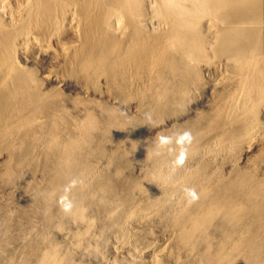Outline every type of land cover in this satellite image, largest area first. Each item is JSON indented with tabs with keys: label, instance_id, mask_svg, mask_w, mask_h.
<instances>
[{
	"label": "bare ground",
	"instance_id": "1",
	"mask_svg": "<svg viewBox=\"0 0 264 264\" xmlns=\"http://www.w3.org/2000/svg\"><path fill=\"white\" fill-rule=\"evenodd\" d=\"M184 109L190 121L174 128ZM150 120L153 133L171 130L140 151L152 179L130 186L133 197L150 210L169 204L178 243L192 253L202 243L207 264H264V0H0L6 180L47 172L49 189L86 185L95 130L127 137ZM49 248L31 263H56ZM152 252L156 264L162 250Z\"/></svg>",
	"mask_w": 264,
	"mask_h": 264
},
{
	"label": "rangeland",
	"instance_id": "2",
	"mask_svg": "<svg viewBox=\"0 0 264 264\" xmlns=\"http://www.w3.org/2000/svg\"><path fill=\"white\" fill-rule=\"evenodd\" d=\"M184 112L188 113L184 109L180 114L183 115ZM124 116L122 117L125 120L133 118L134 121L136 118L127 113ZM181 118H176V122L173 124L174 128L183 127L186 122L190 121L188 118H182V120ZM75 122L79 123L78 121ZM150 122L153 125L154 121L151 120L137 123L140 126L134 123L136 126L133 127L134 124H132L133 126L131 125L132 128H130L133 132L132 130L129 131L132 135L128 133L127 137L126 135L114 136L115 138L110 136L112 138L107 137L109 140L101 137V133H105L106 123L104 122L105 125L101 124L104 126L102 127L104 131L101 127H97L101 132L95 130L93 142L88 145L86 143V147L90 150L93 147V149L96 148L94 150L96 157H98L96 168L94 167V171L84 172L83 178L86 185H79L78 179H76L78 188L74 184L75 179L72 182L75 188L69 190L68 188L72 186V183L70 187L67 185L68 188L66 189L65 184H62L63 186L60 184L58 187L60 191L58 188L53 190L51 183L52 188L50 187V189L54 191L53 193L48 188L50 186L48 184L52 181H50L51 176L47 172L46 174L45 172L37 173L33 180H30L31 182H26L23 178L9 181L2 175L3 171L0 169V264H32L39 252L50 249L49 245L56 248L55 251L58 252L56 253L59 260L54 264H152L154 261L153 246H158L162 250L157 257L156 264H207L202 259V243L198 247L196 246L197 249L193 250V253L178 243L177 230L168 216L169 204L153 207L154 209L150 210L145 207L146 204L143 202L142 199L144 198L141 194L133 197L134 195L130 192V186L137 185L140 180L143 182V187L149 188L152 177L149 174V161L147 156L143 154V150L154 147L157 144V138L164 136L166 131L171 130L168 127L163 128L164 130L160 129L157 134L153 133ZM76 123L71 125L73 131L71 133L74 136L75 134L76 136L79 135L76 130L80 124ZM133 128H136V131ZM123 138L131 140L126 141L127 139L123 140ZM62 139L60 141L64 140ZM65 143L67 142H58L61 147ZM130 144L134 147L132 153L130 152L132 155L123 150ZM141 150L143 153L140 152ZM111 156L113 159L110 158ZM195 161L192 159L190 162L193 163H189L194 165ZM0 167L2 168V165ZM118 167L121 171H117ZM98 169H102L101 174ZM96 171L101 177L104 175L102 179L99 178V174V177H96ZM105 174L109 175L111 181L116 184H114V192L111 191L113 195L106 196L107 193L104 194L103 189L101 190L104 186L105 191V183L107 182H105L104 177H107ZM108 177L107 179H109ZM42 185H45L49 190ZM80 186L86 189L80 191L82 189ZM100 186L101 188H97ZM85 191L87 193H84ZM61 193L63 194L61 195ZM72 195L74 198L69 197ZM83 195H86L87 198ZM65 205H67V209H65ZM79 208V214H74V209L78 210ZM212 235L217 239L215 234Z\"/></svg>",
	"mask_w": 264,
	"mask_h": 264
},
{
	"label": "clouds",
	"instance_id": "3",
	"mask_svg": "<svg viewBox=\"0 0 264 264\" xmlns=\"http://www.w3.org/2000/svg\"><path fill=\"white\" fill-rule=\"evenodd\" d=\"M183 136H184V137H187V136H188V133L185 132V133L183 134ZM165 142H166V138H165V137H158V138H157V144H161V145H162V144H164ZM180 162H181V159H178V160H177V163H180ZM186 191L189 192V193H191L192 190H191V189H188V190H186ZM65 209H67V205H65Z\"/></svg>",
	"mask_w": 264,
	"mask_h": 264
}]
</instances>
